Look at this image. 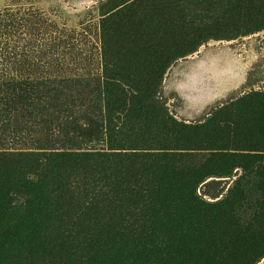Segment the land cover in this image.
Returning a JSON list of instances; mask_svg holds the SVG:
<instances>
[{
	"label": "trees",
	"instance_id": "16d2710c",
	"mask_svg": "<svg viewBox=\"0 0 264 264\" xmlns=\"http://www.w3.org/2000/svg\"><path fill=\"white\" fill-rule=\"evenodd\" d=\"M104 7L102 117L87 118L84 130L109 149L49 150L39 159L0 152V264H254L264 255V93L185 122L168 111L161 89L171 65L208 40L264 29V0ZM66 167L87 172L92 191L105 193L111 179L125 186L109 190L106 214H119L121 200L138 213L127 224L66 222L71 209L85 210L74 208ZM237 170L225 192L205 198L201 187Z\"/></svg>",
	"mask_w": 264,
	"mask_h": 264
},
{
	"label": "rangeland",
	"instance_id": "374dc122",
	"mask_svg": "<svg viewBox=\"0 0 264 264\" xmlns=\"http://www.w3.org/2000/svg\"><path fill=\"white\" fill-rule=\"evenodd\" d=\"M105 1L0 0L1 153L34 152L39 159L49 150L108 151L104 138H87L84 130L87 118L102 117L100 19ZM252 91L264 93V29L203 43L171 65L161 94L176 119L197 122L221 103ZM83 171L68 167L63 173L73 204L78 201L74 208L85 209H71L66 222L79 218L83 225L129 223L134 218L130 214L139 209L132 210L123 200L116 201L119 214H106L111 209L105 200L114 196L109 190L116 187L125 193V186L111 179L103 186L105 193L92 191L91 184H84L92 182ZM237 172L231 179L201 187L211 194L205 198L212 201L214 192H225L241 170ZM254 264H264V255Z\"/></svg>",
	"mask_w": 264,
	"mask_h": 264
}]
</instances>
